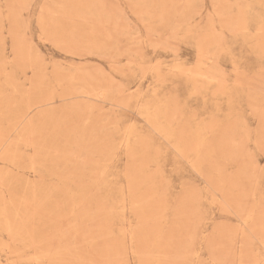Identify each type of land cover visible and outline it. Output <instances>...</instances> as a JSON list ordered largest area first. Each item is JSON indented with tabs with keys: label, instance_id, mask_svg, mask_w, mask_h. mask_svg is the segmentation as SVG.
<instances>
[{
	"label": "rangeland",
	"instance_id": "1",
	"mask_svg": "<svg viewBox=\"0 0 264 264\" xmlns=\"http://www.w3.org/2000/svg\"><path fill=\"white\" fill-rule=\"evenodd\" d=\"M0 264H264V0H0Z\"/></svg>",
	"mask_w": 264,
	"mask_h": 264
},
{
	"label": "bare ground",
	"instance_id": "2",
	"mask_svg": "<svg viewBox=\"0 0 264 264\" xmlns=\"http://www.w3.org/2000/svg\"><path fill=\"white\" fill-rule=\"evenodd\" d=\"M215 80V79H214ZM127 143V142H126ZM32 235V234H31ZM41 252V251H40ZM43 257V256H42Z\"/></svg>",
	"mask_w": 264,
	"mask_h": 264
}]
</instances>
